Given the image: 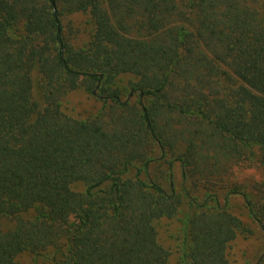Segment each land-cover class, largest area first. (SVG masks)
Returning a JSON list of instances; mask_svg holds the SVG:
<instances>
[{
  "label": "trees",
  "instance_id": "16d2710c",
  "mask_svg": "<svg viewBox=\"0 0 264 264\" xmlns=\"http://www.w3.org/2000/svg\"><path fill=\"white\" fill-rule=\"evenodd\" d=\"M70 12L91 21L83 46ZM121 73L137 78L132 104ZM79 85L103 96L84 119L61 106ZM159 159L169 178L178 163L181 192L149 177ZM254 166L264 0H0V264H172L157 223L182 206L180 264H231L246 229L230 198L264 225V177L238 174Z\"/></svg>",
  "mask_w": 264,
  "mask_h": 264
},
{
  "label": "rangeland",
  "instance_id": "374dc122",
  "mask_svg": "<svg viewBox=\"0 0 264 264\" xmlns=\"http://www.w3.org/2000/svg\"><path fill=\"white\" fill-rule=\"evenodd\" d=\"M65 36L75 45L83 46L91 35V21L86 12H70L63 16ZM136 77L130 73L117 75L113 87L119 91V98L127 100L129 104L137 99L138 91L133 88ZM38 73L34 72V87L38 83ZM99 85L86 89L84 85L67 91L61 98V106L65 113L77 119L96 114L102 104L103 96L100 94ZM171 177L169 178L168 164L163 159L152 162L149 167V177L159 182L163 187L169 186L170 180L177 192H181V177L179 165L173 163ZM240 177H249L258 180L264 177V166H254L241 169ZM80 182L73 184L75 190L83 189ZM229 207L245 226V231L239 232L228 246V256L231 264H264V225L261 226L247 211L240 196H233L229 200ZM180 212L172 218H163L157 223L158 239L170 250L172 264H180L179 239L182 236L186 207H180ZM178 239V240H177ZM34 257L29 252L21 253L17 258L18 264H32Z\"/></svg>",
  "mask_w": 264,
  "mask_h": 264
}]
</instances>
